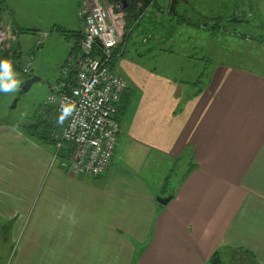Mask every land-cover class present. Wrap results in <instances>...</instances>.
<instances>
[{
	"label": "crops",
	"instance_id": "1",
	"mask_svg": "<svg viewBox=\"0 0 264 264\" xmlns=\"http://www.w3.org/2000/svg\"><path fill=\"white\" fill-rule=\"evenodd\" d=\"M2 1L9 10L6 19L12 13L11 0ZM80 3L72 19L49 30L68 41V54L81 35ZM222 10L227 26L246 28L255 37L248 28L258 17L254 27L264 32V0H225ZM238 10L245 16L236 18ZM36 26L35 34L48 30ZM24 58L21 55L20 61ZM124 66L129 87L117 114V146L122 136L131 144L130 153H140L144 162L183 160L185 173L167 193L168 176L152 188L146 176L123 167V159L115 161V150L104 175L77 176L50 165L51 139L38 141L44 160L36 162L34 196L39 197L35 211L41 225L8 227L20 253L24 242L41 251L37 247L32 257L16 258V249L14 264H211L216 252L222 264H238L239 259V264H264V74L220 66L202 90L187 92L188 87L153 69ZM167 197V204L158 201ZM0 217L2 252L7 239L5 210H0ZM5 260L4 251L0 264Z\"/></svg>",
	"mask_w": 264,
	"mask_h": 264
},
{
	"label": "rangeland",
	"instance_id": "2",
	"mask_svg": "<svg viewBox=\"0 0 264 264\" xmlns=\"http://www.w3.org/2000/svg\"><path fill=\"white\" fill-rule=\"evenodd\" d=\"M77 1L11 0L10 17L4 19L5 15L8 16L9 10L6 9L3 19L0 20L4 23L3 28L6 29L7 37L10 39L8 48L5 41L0 46V63L5 61L4 54L11 51L21 53L23 58L34 53L36 66L40 60L49 62L46 63L49 69L45 75L27 92L22 90L24 76L20 72V67L15 69L10 64L12 71L8 77H4L3 72L0 71V83L5 79L13 78L19 82L15 91L0 90V210H5L7 216L5 218L6 248L1 250L0 259L5 251L6 264L10 263V260L11 264H14L13 255L16 249H18L16 258L21 254L23 258H29L38 247L32 250L31 243L24 242L23 253H20L19 242L16 239L12 240L13 234L8 225L22 223L23 226L29 224L30 228L32 225H41L37 218L40 215L35 211L38 210L39 197L34 196L36 172L39 166L37 163L44 160L41 157L42 151L38 147L42 146L38 142L41 138L38 137L39 133L38 136L32 135L31 129L25 125L45 120V99L51 84L60 75V65L69 56L68 41L59 33H49V30L54 24H64L65 20L72 19ZM172 1L161 0L160 5L148 9L145 15H150V21L146 22L145 17L141 21L143 26L127 37L124 55L113 58L112 63L116 73L122 75L124 65L139 64L153 69L156 74L185 85L189 89L187 92L192 88L197 87L199 90L203 88L202 85H208L220 66L237 65L264 74V32L259 33V28L254 27L257 26L256 22L260 21L258 17L252 20L251 29L248 28L249 32L257 33L253 37L246 33V28L226 25L229 20H225V13L222 10L225 0H175L174 8ZM247 15L251 13L248 12ZM244 16L243 11H237L236 18ZM35 25L38 28L48 29L42 31L49 34L39 50H36L35 45L37 36L42 31L35 34V30H32ZM214 30L216 33L213 35ZM15 39L19 41L21 50L16 47ZM78 42L79 40L76 45ZM19 62L21 61L17 59V65L20 66ZM121 143L120 147L119 143L116 147L115 161L120 162L123 159L122 163L125 165L123 167L135 176H146L152 188L157 186L160 179L168 176L165 188L169 193L170 189L177 186L187 169V164L183 160L159 158L155 162L152 160L144 162L145 159L141 158L140 153L135 155L130 153L131 144H128L125 137L121 136ZM42 192L44 186L42 190L41 185L40 194ZM31 208L32 212L29 215ZM12 215L18 216L22 221L19 222V218ZM1 220L0 217V226L3 224ZM3 235L0 231V238ZM59 235L58 240H61L62 234ZM38 249L40 250V247ZM49 251L51 253L53 250L49 249ZM229 257L227 254L225 260L227 261ZM240 260L236 262L239 264Z\"/></svg>",
	"mask_w": 264,
	"mask_h": 264
},
{
	"label": "built area",
	"instance_id": "3",
	"mask_svg": "<svg viewBox=\"0 0 264 264\" xmlns=\"http://www.w3.org/2000/svg\"><path fill=\"white\" fill-rule=\"evenodd\" d=\"M108 2L81 0L79 42L61 66L44 104V119L55 143L50 165L77 176L96 177L107 172L120 133L117 114L129 87L128 79L116 73L112 63L125 52L130 31L127 13L121 0L113 5ZM3 27L0 22V46L5 41L8 48L10 39ZM47 36L45 31L38 34L36 50ZM35 60L34 53L21 60L24 81L34 73Z\"/></svg>",
	"mask_w": 264,
	"mask_h": 264
},
{
	"label": "trees",
	"instance_id": "4",
	"mask_svg": "<svg viewBox=\"0 0 264 264\" xmlns=\"http://www.w3.org/2000/svg\"><path fill=\"white\" fill-rule=\"evenodd\" d=\"M126 2H127V7L124 10L126 11V13L129 14L127 16L128 20H126V28L128 31L130 30L129 33L127 34V37H130V35H132L133 32L140 29V26L142 25L141 21H143V19L145 17V13L148 11L149 8L154 6V4H153L154 0H140L139 2H136L135 0H126ZM175 2H176L175 0L172 1V8H174L173 6H174ZM140 3H141V5L139 7ZM121 4L123 6L122 2H121ZM6 9L7 8L3 5V1L0 0V20L3 19V14L5 13ZM213 28L215 29V27H213ZM212 33L214 35L216 33V31L214 30V32H212ZM75 47H76V44L73 46L72 49H74ZM4 56H5V60L9 61L10 64L13 65V68L19 69L20 66L17 65V59H19V60L21 59V54L13 52L12 56H10L9 53H5ZM200 90H202V88L197 90V92H199ZM25 126L31 129L30 133L32 135L38 136V133H39L38 137L41 138V140L44 139L46 141H49L51 139L53 145L55 144L54 141L52 140V137L50 134V129L46 125L45 120L44 121L43 120L34 121V122H31ZM48 133H49V135H47ZM219 253L220 252H216L213 255V257L211 259V264H222Z\"/></svg>",
	"mask_w": 264,
	"mask_h": 264
},
{
	"label": "water",
	"instance_id": "5",
	"mask_svg": "<svg viewBox=\"0 0 264 264\" xmlns=\"http://www.w3.org/2000/svg\"><path fill=\"white\" fill-rule=\"evenodd\" d=\"M137 1V0H135ZM121 2L123 3V8L125 9L127 7V2L126 0H121ZM49 69V67L47 66L46 62L43 60H40L38 62V65L34 71L33 76L29 77L23 84L22 86V90L24 92H27L30 87L37 81H40L42 79V77L45 75V73L47 72V70ZM16 102V101H15ZM14 102V103H15ZM13 107H15V104L13 105ZM171 197H167V198H158V201L163 203V204H167L170 201Z\"/></svg>",
	"mask_w": 264,
	"mask_h": 264
},
{
	"label": "clouds",
	"instance_id": "6",
	"mask_svg": "<svg viewBox=\"0 0 264 264\" xmlns=\"http://www.w3.org/2000/svg\"><path fill=\"white\" fill-rule=\"evenodd\" d=\"M10 68V62L5 60L2 63H0V69L3 70V76L8 77L11 75V72L9 71ZM19 82L16 79H5L2 83H0V90L4 92H10L15 91L18 87Z\"/></svg>",
	"mask_w": 264,
	"mask_h": 264
},
{
	"label": "flooded vegetation",
	"instance_id": "7",
	"mask_svg": "<svg viewBox=\"0 0 264 264\" xmlns=\"http://www.w3.org/2000/svg\"><path fill=\"white\" fill-rule=\"evenodd\" d=\"M24 84V83H23Z\"/></svg>",
	"mask_w": 264,
	"mask_h": 264
}]
</instances>
